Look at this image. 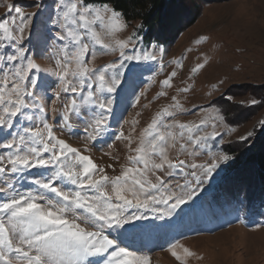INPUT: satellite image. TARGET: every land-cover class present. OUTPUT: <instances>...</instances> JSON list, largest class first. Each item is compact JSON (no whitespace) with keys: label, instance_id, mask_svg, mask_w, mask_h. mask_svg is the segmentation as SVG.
Returning a JSON list of instances; mask_svg holds the SVG:
<instances>
[{"label":"snow or ice","instance_id":"snow-or-ice-1","mask_svg":"<svg viewBox=\"0 0 264 264\" xmlns=\"http://www.w3.org/2000/svg\"><path fill=\"white\" fill-rule=\"evenodd\" d=\"M6 7L0 17V264H151L150 255L127 241L152 227L141 222L173 218L200 199L205 183L231 158L214 151L227 134L218 130L224 117L205 112L198 121L177 119L193 114L178 99L191 90L186 86L143 127L140 119L124 121L126 132L115 111L118 99L149 107L140 104L145 91L133 86L136 69L129 65L155 62L161 73L166 67L163 48L141 47L143 25L122 38L129 24L110 0H53L50 10L37 0L34 12ZM43 11L46 33L34 46ZM98 56L112 59L97 65ZM40 58L53 66L42 67ZM155 75L149 85L157 83ZM176 75L173 70L159 81L154 99L168 95ZM113 120L120 127L109 137ZM77 122L86 142L103 140L109 149L123 144L127 155L118 174L109 175L86 154L88 143L81 148L63 138L76 135ZM260 124L264 128V120ZM201 156L210 159L197 162ZM21 179L27 187H17ZM167 251L177 264L196 255L176 240Z\"/></svg>","mask_w":264,"mask_h":264},{"label":"rangeland","instance_id":"rangeland-1","mask_svg":"<svg viewBox=\"0 0 264 264\" xmlns=\"http://www.w3.org/2000/svg\"><path fill=\"white\" fill-rule=\"evenodd\" d=\"M36 2L0 0V17L7 12L6 5L15 3L23 6L26 12H34L37 9L32 5ZM42 4L46 10H50L53 0H42ZM197 15V21L191 25ZM46 19L47 11L36 17L37 31L32 37L34 46L43 42ZM128 24L129 28L121 34L122 38L140 25L138 22ZM166 24L168 29L157 34L161 43H146L140 32L142 48L153 51L152 46H158L165 50L163 59L166 67L161 73L155 62H132L129 65L136 69L133 86L145 91L140 104H148L149 107L133 108L128 102L118 99L115 111L118 117L123 118L120 123L124 124L125 131L129 124L124 121L140 119V127H143L156 111L171 103V96L178 95V89L187 86L191 90L179 93L178 99L184 109L193 114L180 115L177 119L198 121L205 112L213 116L219 112L226 123L218 130L227 134L214 151L222 150L227 154L222 148L228 145L233 146L234 150L244 149L249 154L259 140L260 144L264 141V128L260 124L264 120V0H180L170 15L169 24ZM111 59V56H98L95 63L101 65ZM177 60L181 61L182 67L173 63ZM37 62L42 67L53 66V61L46 58H40ZM199 63H204V68L193 74L191 69ZM173 70L177 71V75L172 81L173 87L167 89L168 95L154 99L161 91L159 81ZM124 71L127 73V69ZM154 73L157 83L149 85L148 78ZM253 100L258 103L252 104ZM209 104L212 106L208 107ZM201 108L205 111H200ZM137 111L142 113L140 117H135ZM226 111L231 113L230 121L225 117ZM119 127L113 120L108 136L119 131ZM82 129L83 125L77 122L74 124L76 135L65 132L63 138L76 147L82 148L88 143L91 152L86 154H90L99 166L105 167L109 175L118 174L120 164L125 163L127 155L123 144L114 142L113 148L109 149L102 140L93 145L91 141H85ZM249 133L252 135L247 140L241 139L248 137ZM57 134H60L59 130ZM107 152L119 156L120 160L111 159L105 155ZM208 159L210 157L201 156L197 162ZM231 162L232 157L221 162L205 183V191L195 205L186 206L181 214L170 219L150 218L141 222L152 227L133 233L127 241L129 247L150 255L151 264H177L167 251L169 242L173 240L196 254L188 259L187 264H264V223H247L240 217L230 223L219 220L220 212L214 209L211 200L217 187L225 180L226 168ZM109 164L115 165V172L107 167ZM21 184L28 186L23 179L17 187ZM207 215L209 217L205 219Z\"/></svg>","mask_w":264,"mask_h":264},{"label":"trees","instance_id":"trees-1","mask_svg":"<svg viewBox=\"0 0 264 264\" xmlns=\"http://www.w3.org/2000/svg\"><path fill=\"white\" fill-rule=\"evenodd\" d=\"M179 1L110 0V3L124 14L128 23L143 25L141 34L145 42L150 44L161 43L157 34L168 29L166 23L169 24L170 15ZM198 15L191 25L197 21ZM230 116L231 113L226 111L225 117L229 121ZM259 142L249 154L244 149L234 150L233 146L221 147L233 158V162L227 166L225 180L217 187L216 194L211 196L214 209L220 212L219 220H228L230 223L240 217L247 223H264V141L261 144Z\"/></svg>","mask_w":264,"mask_h":264}]
</instances>
